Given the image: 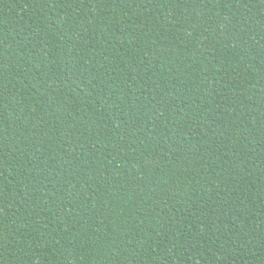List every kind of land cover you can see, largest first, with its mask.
<instances>
[{
  "label": "trees",
  "instance_id": "obj_1",
  "mask_svg": "<svg viewBox=\"0 0 264 264\" xmlns=\"http://www.w3.org/2000/svg\"><path fill=\"white\" fill-rule=\"evenodd\" d=\"M0 264H264V0H0Z\"/></svg>",
  "mask_w": 264,
  "mask_h": 264
}]
</instances>
